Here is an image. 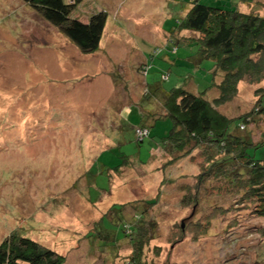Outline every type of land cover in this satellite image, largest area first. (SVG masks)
<instances>
[{"label": "rangeland", "instance_id": "rangeland-1", "mask_svg": "<svg viewBox=\"0 0 264 264\" xmlns=\"http://www.w3.org/2000/svg\"><path fill=\"white\" fill-rule=\"evenodd\" d=\"M189 5L83 0L74 18L105 11L107 22L99 49L81 53L25 0H0V243L18 231L65 264H264V218L233 209L214 181L197 187L198 153L162 142L172 121L146 122L143 142L135 134L142 112L164 111L168 90L212 83L213 63L188 61L197 46L182 40L198 34H171ZM239 7L264 15V0ZM257 87L242 81L220 111L250 112Z\"/></svg>", "mask_w": 264, "mask_h": 264}, {"label": "trees", "instance_id": "trees-1", "mask_svg": "<svg viewBox=\"0 0 264 264\" xmlns=\"http://www.w3.org/2000/svg\"><path fill=\"white\" fill-rule=\"evenodd\" d=\"M25 1L58 27L81 53L99 49L107 22L105 11L94 13L88 22H83L72 16L83 0L73 3L66 0ZM255 1L223 0L228 3L214 5L190 0L187 12L176 21L171 34H198L183 35L182 40L197 46L193 58L188 61L194 60L198 68L203 61L213 63L210 68L212 83L196 93L182 86L168 90L164 111L150 112V116L155 122L172 121L170 131L162 138L165 148L185 156L198 153L194 155L201 166L197 187L214 181L213 191L216 189L235 199L233 209H249L264 218V131L255 140L250 130L257 117L264 119V15L239 7L241 3L251 6ZM242 81L258 86V103L250 112L239 116L222 113L220 109L237 97ZM192 88L196 87L192 85ZM214 90L218 95L210 98L209 93ZM138 128L148 130V134L139 137ZM135 134L138 141L143 142L150 134V128L148 125L137 126ZM187 189L189 200L194 189ZM128 226L125 222L126 235H129L125 230H129ZM145 233L141 238L146 239ZM65 261L64 255L18 231L11 232L0 243V264H65Z\"/></svg>", "mask_w": 264, "mask_h": 264}, {"label": "crops", "instance_id": "crops-1", "mask_svg": "<svg viewBox=\"0 0 264 264\" xmlns=\"http://www.w3.org/2000/svg\"><path fill=\"white\" fill-rule=\"evenodd\" d=\"M167 57L168 58H170V56H168L167 55ZM147 64H149L148 63V61L146 62ZM174 63H176V62H174ZM148 86V85H147ZM156 88V87H155ZM153 92V91H152ZM151 93V92H150ZM151 94H153V93H151ZM142 115L143 116H146L147 115V117H148V120H143V123L142 124H140V125H137V126H146L147 124H146V122H149V124H152V125H156V122L151 118V116H150V112H149V110H147V111H145V113L144 112H142ZM136 126V127H137Z\"/></svg>", "mask_w": 264, "mask_h": 264}, {"label": "built area", "instance_id": "built-area-1", "mask_svg": "<svg viewBox=\"0 0 264 264\" xmlns=\"http://www.w3.org/2000/svg\"><path fill=\"white\" fill-rule=\"evenodd\" d=\"M137 133H138L139 137H142L144 135L146 136L148 134V130H144V129L138 128Z\"/></svg>", "mask_w": 264, "mask_h": 264}]
</instances>
